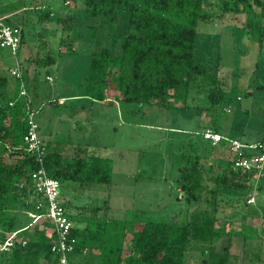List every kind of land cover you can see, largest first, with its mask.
I'll return each mask as SVG.
<instances>
[{"label": "rangeland", "instance_id": "rangeland-1", "mask_svg": "<svg viewBox=\"0 0 264 264\" xmlns=\"http://www.w3.org/2000/svg\"><path fill=\"white\" fill-rule=\"evenodd\" d=\"M206 3L207 19L196 26L194 58L206 65L208 75L196 77L185 99L168 97L169 105L162 106L121 100L112 79L102 87V100L87 92L90 54L102 48L113 55L121 52L127 12L121 11L114 20L111 14L90 15L84 0L65 4L62 0H0V15L21 27L24 37L16 54L0 46V107L6 128L11 129L9 102L26 98L35 111L37 134L48 148L59 145L66 156L95 154L109 161V185L83 188L66 181L60 187L61 201L79 229L89 225L96 231L106 221L108 228L115 224L112 232L125 230L129 235L140 230L143 222H182L204 208L202 202L188 203L179 183L181 168L194 160L191 155L200 153L206 155L201 158L204 182L213 185L207 168L214 165L220 150L214 151L203 137L207 129L243 143L262 144L264 152V0ZM48 57L53 61L47 63ZM18 63L24 97L19 95V80L11 74ZM212 91L222 94L216 104L208 97ZM10 137L9 130L7 147H11ZM12 151L7 149L3 155L5 162L13 164L21 157ZM251 184L253 201H245L246 192L239 196L227 190L214 205L215 226L228 232L217 239L216 249L229 243L232 264H264V215L256 206H264V170L254 175ZM254 206L257 214H250ZM14 213L33 219L19 210ZM45 223L39 219L32 225L46 235L51 226ZM128 245L125 240L124 247ZM90 257L77 260L97 264ZM76 258L72 255L69 263L75 264ZM199 260V252L194 251L188 264Z\"/></svg>", "mask_w": 264, "mask_h": 264}, {"label": "trees", "instance_id": "trees-1", "mask_svg": "<svg viewBox=\"0 0 264 264\" xmlns=\"http://www.w3.org/2000/svg\"><path fill=\"white\" fill-rule=\"evenodd\" d=\"M62 1L65 4L71 0ZM84 6L92 16L111 14L114 20L122 14L121 11L128 13V28L121 42V52L113 55L110 49L102 48L90 54L86 78L89 83L87 92L93 99L100 101L104 98L102 87L112 79L121 100L168 106V97L185 99L196 77L208 75L206 65L194 58L196 26L200 19H207L204 13L206 0H84ZM23 39L22 32L20 45ZM52 61L53 58H47V63ZM208 97L212 104H216L222 94L212 91ZM27 105L30 107L31 102L26 98L15 99L11 106L8 105L11 129L6 128L5 113L0 107V225L8 232L19 230L18 236L27 240L25 246L18 245L0 253V264H59L58 254L51 250L55 235H45L37 225H32L33 219L27 215V211L41 212L35 207L38 196L31 178L34 157L26 151L23 143ZM9 130L11 147L6 145ZM45 147L43 161L46 171L61 185L66 181L83 188L110 184L111 168L106 157L78 153L66 156L59 145L52 149ZM211 147L214 151L220 150L214 165L207 168L212 186L204 182L201 158L206 155H191L194 160L180 170L179 185L186 194V201L202 202L204 208L195 210L182 222H141V229L132 231L130 236L125 230L112 232L116 230L115 224L108 228L106 221L100 222L96 231H91L89 225L85 229L73 225L70 235L76 238L72 254L75 258L78 256L75 264H80L77 259L85 255H92L94 258L89 259L91 262L97 260V264H188L194 251L200 254L199 264H232L229 243L216 249L217 239L228 234L215 226L216 197L227 190L236 191L239 196L246 192L247 202L253 193L251 180L257 173L235 168L224 144H211ZM76 148L87 151L80 145ZM7 149H12L13 155L21 156L13 164L4 161ZM62 204L65 207L63 201ZM256 206L264 215V206ZM257 208L254 206L248 212L254 214ZM16 210L30 221L18 217L14 213ZM125 226L126 223H122V227ZM125 240L130 241L127 254H123ZM86 262L89 263L87 259Z\"/></svg>", "mask_w": 264, "mask_h": 264}, {"label": "built area", "instance_id": "built-area-1", "mask_svg": "<svg viewBox=\"0 0 264 264\" xmlns=\"http://www.w3.org/2000/svg\"><path fill=\"white\" fill-rule=\"evenodd\" d=\"M21 35V27L10 24L4 16L0 15L1 47H7L13 54H16L21 42ZM11 74L19 80V95L26 96L25 83L22 79L19 63L17 68L11 71ZM9 104L12 105L13 102H9ZM26 107V130L23 134V143L26 151L34 157L35 167L31 172V178L34 183L35 194L38 196L35 207L43 212L27 211V215L33 218V222L42 219L50 224L51 233L55 235L51 250L58 254L59 264H70L69 259L76 245V238L70 235L73 223L60 198V182L49 176L44 166L43 157L46 153V147L37 134L38 125L35 120V111L28 105ZM203 137L213 145L221 143L228 147L235 168L242 171L253 170L257 174L264 170L262 144L243 143L210 129L203 133ZM256 150L259 153H254ZM248 200L253 201V197ZM18 232L19 230L5 231L0 225V253L8 252L18 245H26L27 240L23 236H18Z\"/></svg>", "mask_w": 264, "mask_h": 264}, {"label": "crops", "instance_id": "crops-1", "mask_svg": "<svg viewBox=\"0 0 264 264\" xmlns=\"http://www.w3.org/2000/svg\"><path fill=\"white\" fill-rule=\"evenodd\" d=\"M45 222H46L45 225L47 224V226L50 227V224L47 221H45ZM33 223H35V222H32V224ZM51 235H52V233H51V230H50V232H49V234H47V236L50 237Z\"/></svg>", "mask_w": 264, "mask_h": 264}]
</instances>
